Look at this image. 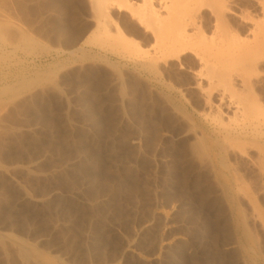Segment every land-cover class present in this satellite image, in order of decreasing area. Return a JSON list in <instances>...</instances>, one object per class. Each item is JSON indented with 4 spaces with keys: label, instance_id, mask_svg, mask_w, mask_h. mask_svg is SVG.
Returning a JSON list of instances; mask_svg holds the SVG:
<instances>
[{
    "label": "rangeland",
    "instance_id": "1",
    "mask_svg": "<svg viewBox=\"0 0 264 264\" xmlns=\"http://www.w3.org/2000/svg\"><path fill=\"white\" fill-rule=\"evenodd\" d=\"M91 2L0 0V264H264V0L181 17L207 66Z\"/></svg>",
    "mask_w": 264,
    "mask_h": 264
},
{
    "label": "bare ground",
    "instance_id": "2",
    "mask_svg": "<svg viewBox=\"0 0 264 264\" xmlns=\"http://www.w3.org/2000/svg\"><path fill=\"white\" fill-rule=\"evenodd\" d=\"M91 1L93 7L92 9L95 11V14L97 15V19H98V24L96 26V35H95L96 44L103 45V43L108 41L111 37L115 38L114 36H116L118 32L121 31V29L120 30L117 29L116 30V32L118 31L117 34L114 32L113 34L114 36H113L110 34L107 28V23H108L107 20L112 19L111 12L114 10L122 13L126 12V14H129L130 17L137 22V24H139L142 28L145 29V31H147L152 35V38L154 40V49H155V53L154 55H152V58L154 56L155 59H164L165 61L169 58L180 59L182 56H185L186 54L193 51L196 53L197 55L196 57L199 59V61L203 65L205 64L207 66L210 63L211 59L216 58V56L218 57V55L221 56L223 53L222 51H218V52L211 51L209 49L210 44L206 42L205 36L202 37L203 35L202 33H201L202 34L201 37L199 38H197L198 36H196V34L194 36L192 33H188L186 31L188 27L187 26L188 22L185 21L184 19L182 20L181 18L182 16L190 14L192 11L195 12L201 11L203 8H205V6H209V4H213V1L215 0L213 1L210 0H91ZM215 3L216 2H214V5ZM194 19L195 18L190 17L191 22ZM121 33L122 32H120V34ZM121 35L120 38L118 39L122 41V45H124L123 49H132L129 46L132 40L129 38L127 41L126 36L124 35L125 36L124 38V36ZM200 42H202V44H204L205 47L201 49V52L195 51V48L198 45L196 43H200ZM118 54L120 53L118 52ZM23 253L25 258H28V255L29 256L35 255L40 260L44 258L43 256L37 253H33L32 251H29L27 249H24Z\"/></svg>",
    "mask_w": 264,
    "mask_h": 264
}]
</instances>
